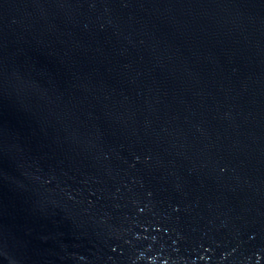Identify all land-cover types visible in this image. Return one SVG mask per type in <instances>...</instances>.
<instances>
[{"label": "water", "instance_id": "water-1", "mask_svg": "<svg viewBox=\"0 0 264 264\" xmlns=\"http://www.w3.org/2000/svg\"><path fill=\"white\" fill-rule=\"evenodd\" d=\"M0 264H264V0H0Z\"/></svg>", "mask_w": 264, "mask_h": 264}]
</instances>
